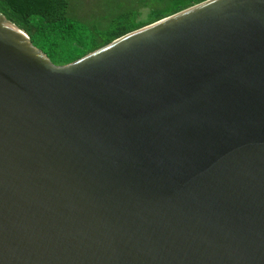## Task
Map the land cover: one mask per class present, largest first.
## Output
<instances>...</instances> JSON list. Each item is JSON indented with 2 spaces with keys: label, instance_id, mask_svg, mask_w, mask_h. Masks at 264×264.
I'll use <instances>...</instances> for the list:
<instances>
[{
  "label": "water",
  "instance_id": "95a60500",
  "mask_svg": "<svg viewBox=\"0 0 264 264\" xmlns=\"http://www.w3.org/2000/svg\"><path fill=\"white\" fill-rule=\"evenodd\" d=\"M0 264H264V0L65 66L0 14Z\"/></svg>",
  "mask_w": 264,
  "mask_h": 264
},
{
  "label": "trees",
  "instance_id": "16d2710c",
  "mask_svg": "<svg viewBox=\"0 0 264 264\" xmlns=\"http://www.w3.org/2000/svg\"><path fill=\"white\" fill-rule=\"evenodd\" d=\"M206 1L115 0L107 17L80 19L74 12L76 0H0V14L24 30L54 65L65 66Z\"/></svg>",
  "mask_w": 264,
  "mask_h": 264
},
{
  "label": "rangeland",
  "instance_id": "374dc122",
  "mask_svg": "<svg viewBox=\"0 0 264 264\" xmlns=\"http://www.w3.org/2000/svg\"><path fill=\"white\" fill-rule=\"evenodd\" d=\"M115 0H76L74 2V12L80 19L86 16L94 18H105L108 16V11ZM103 23L107 24L106 21Z\"/></svg>",
  "mask_w": 264,
  "mask_h": 264
}]
</instances>
